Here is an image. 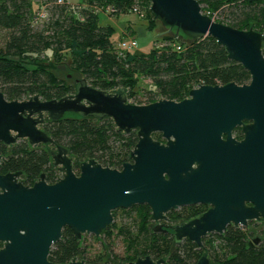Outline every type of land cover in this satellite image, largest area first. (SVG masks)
Listing matches in <instances>:
<instances>
[{
    "label": "water",
    "instance_id": "1",
    "mask_svg": "<svg viewBox=\"0 0 264 264\" xmlns=\"http://www.w3.org/2000/svg\"><path fill=\"white\" fill-rule=\"evenodd\" d=\"M149 1L148 13L162 26L187 38L213 37L228 59L248 71L249 81L199 84L181 100L158 98L137 104L129 102L126 89H97L66 68L58 71L74 82V92L58 99L43 100L33 94L7 100L0 91V142L10 146L25 139L30 146L51 147V164L60 173L53 183L40 173L31 185L22 183L19 170L0 173V264H85L76 257L66 263L48 260L62 228H70L79 240L84 233L99 238L112 223V210L138 204L150 208L153 231L170 232L175 244L188 239L202 248L204 236L222 234L227 224L248 226L254 243L261 239L248 222L264 221V34L215 21L202 12L197 0ZM66 114L110 118L123 134L136 131L130 160L111 168L89 158L80 161L75 172L68 149L54 144L42 129L46 121ZM238 124H243L241 141L229 135L225 142L219 139L221 131L229 132ZM154 132H161L166 142L153 139ZM194 161L214 163L218 168L221 176L211 177L218 184L217 191L191 190L179 183L178 176L197 171L191 168ZM197 202L213 206L178 223L166 216L171 209ZM104 247L102 260H113ZM113 261L168 264L148 255ZM195 264L213 263L204 252Z\"/></svg>",
    "mask_w": 264,
    "mask_h": 264
},
{
    "label": "trees",
    "instance_id": "2",
    "mask_svg": "<svg viewBox=\"0 0 264 264\" xmlns=\"http://www.w3.org/2000/svg\"><path fill=\"white\" fill-rule=\"evenodd\" d=\"M82 1L88 5L75 10L67 4H53L45 25L36 28L31 24V0H0V29L8 31L6 41L0 47V91L7 100H20L33 94L49 100L73 93L74 82L69 83L53 72L56 65L62 63L97 89H126L127 99L137 104L158 98L181 100L199 83L243 84L250 79L248 71L240 63L228 59L225 49L213 37L192 39L172 32L173 29L162 26L150 16L148 3L144 19L149 30L160 28L153 41L160 43L152 44L147 53L118 50L111 39L112 30L100 25L98 12L90 5L112 4L118 12H126L132 0ZM197 1L204 14L215 18L218 13L224 18H215V21L237 29L253 28L264 34V0ZM177 44L182 46V51L175 49ZM46 50L51 54H46ZM262 54L264 56V45ZM142 76L151 79L144 102L136 98ZM42 129L51 136L54 144L68 149L75 172L77 164L89 158L103 166L120 168L130 160L129 153L137 141L136 131L123 134L110 118L97 120L66 114L57 121H46ZM51 149L43 144L30 146L25 139L10 146L0 142V173L19 170L22 172L19 178L25 185H31L40 173H44L46 181L53 183L60 174L51 164ZM119 209L127 215L134 213L135 229L112 222L102 231L106 238L116 231L125 241L126 253L119 261H133L148 255L153 260L162 258L168 264H195L203 251L208 250L206 253L213 264H264V224L260 229L262 242L258 245L247 242L245 228L228 226L222 234L204 236L203 247L198 248L188 239L175 244L170 232L153 231L150 208L146 204L114 209L113 220ZM167 215L177 222L194 214L181 208L170 210ZM215 240L220 244L219 252L214 249ZM73 257L85 264L95 263L82 250L81 239L65 226L60 239L52 244L48 260L66 263Z\"/></svg>",
    "mask_w": 264,
    "mask_h": 264
},
{
    "label": "rangeland",
    "instance_id": "3",
    "mask_svg": "<svg viewBox=\"0 0 264 264\" xmlns=\"http://www.w3.org/2000/svg\"><path fill=\"white\" fill-rule=\"evenodd\" d=\"M138 3L141 7L143 6L144 8L146 7L147 3L149 6L150 1L149 0H132V4L134 3ZM75 5V4H74ZM35 7L34 4H32V11H35ZM50 10V8H49ZM204 13V12H203ZM216 19L218 20H224V18L222 17L221 14L215 13L214 16ZM215 18H213L215 20ZM45 25V23L43 22L42 24H38L35 27L36 28H42ZM163 29V27H162ZM160 30V28L154 29L152 31L148 32V35L146 37H139L138 38V45H137V51L141 52V53H147L149 51V49L151 48L152 44L155 46L156 44L160 43V42H153L155 37L157 36V32ZM164 30V29H163ZM172 32L178 33L176 30L173 29ZM180 33V32H179ZM178 33V34H179ZM7 34L8 31L5 29H0V47H2L6 41L7 38ZM180 35V34H179ZM111 39L113 41H118V37L117 36H112ZM117 45V44H116ZM46 54L50 55L51 52L49 50L45 51ZM70 69L68 67L67 64H58L56 65V67L54 68L53 72L61 79L68 81L58 70L59 69ZM71 70V69H70ZM69 82V81H68ZM151 87V79L147 76H142L139 80L138 83V93H137V100L140 102H144L145 98L144 96L147 94L148 89H150ZM129 100V99H128ZM129 102H131L129 100ZM143 104V103H141ZM134 131V130H133ZM60 174V173H59ZM60 176V175H59ZM133 220H134V213L131 212V214H126L124 212H122L121 209L117 210L116 212V217L114 218V220H112V222L116 223L117 225H121V224H126L128 226L131 227L132 230L135 229L134 224H133ZM150 224H154V222H150ZM252 230L261 236L260 234V229L263 225H249ZM241 228H245L247 230L248 236H247V242H249V244L251 245H258L260 244L262 241L261 239L258 241V243H254L252 237L254 236V234L252 233V231L250 230V228L247 227H241ZM209 233L206 235V237H210ZM99 238H97L96 236H94L93 234L90 233H84L82 235L81 238V248L84 251V253L87 255V257H89L90 259H92V261H94L95 263L101 262V264H103L104 261L106 260H102L103 257H106V250L104 245L107 248V252L109 253V257L115 261H118L125 255V241L123 240L122 236L117 234L116 231L113 232L112 236L109 238H106L103 233L101 232L100 235L98 236ZM104 243V244H103ZM214 249L219 252L221 251V247L220 244L217 240L214 241ZM210 251H212V249H210ZM204 252H208V250H204ZM113 256H116L115 258ZM100 260V261H98ZM113 260H107V261H111L114 262Z\"/></svg>",
    "mask_w": 264,
    "mask_h": 264
},
{
    "label": "flooded vegetation",
    "instance_id": "4",
    "mask_svg": "<svg viewBox=\"0 0 264 264\" xmlns=\"http://www.w3.org/2000/svg\"><path fill=\"white\" fill-rule=\"evenodd\" d=\"M228 135L230 136V139L234 140L235 142L241 141L243 139V137H244L243 124H238V125L234 126L233 128H231V130L229 132L221 131L218 134L219 139L222 142H225L227 140V136ZM208 137H209V134H207V139H208ZM152 138L157 140V141H159L160 143H165L166 142V139L162 136L161 132L152 133ZM206 144H207V146L211 145L207 140H206ZM191 168L193 170H197V171L189 173V174H185L183 176H178V177H180L179 180H178L179 183H182L185 188H188V189H191V190L204 189L206 192L211 190V188L212 189L214 188L213 190H215V191L218 190L217 189V185L218 184L215 181L211 180V177L215 178L217 176H221V174H219L217 172L218 168L216 166H214V163L213 164H208L207 161H206L203 164L201 162L194 161L192 163V165H191ZM201 171H204V173H201ZM58 177H60V176H58ZM45 181H46V179H45ZM212 206L213 205L210 204V203L208 204V203H204V202H197V203L189 204V205L188 204L187 205H181V206L177 207V209L186 208V210L192 211L193 214H194L193 216L190 217V218H192V217H195L197 215L202 214L203 212L207 211ZM177 209H171V210H177ZM167 213H166V216H167V218H169ZM186 220H188V219H186ZM186 220H180V221H177V222H173L171 220V223H178V222H182V221H186ZM252 224L253 225H263L264 221L263 222H258V221H253L252 220V221L248 222V225H252ZM228 226H234V225L233 224H227L226 228ZM234 227H242V226H234Z\"/></svg>",
    "mask_w": 264,
    "mask_h": 264
},
{
    "label": "crops",
    "instance_id": "5",
    "mask_svg": "<svg viewBox=\"0 0 264 264\" xmlns=\"http://www.w3.org/2000/svg\"><path fill=\"white\" fill-rule=\"evenodd\" d=\"M32 4H34V7L36 8L38 3L41 0H31ZM70 4L75 5H81V6H87L88 4L86 2H83L82 0H66ZM99 16V23L102 26H107L112 30V36H117L118 41L115 42V45L118 44L119 40L122 38L127 37H133L135 38L137 45H138V38L139 37H146L148 35L149 30L147 28V23L144 18H139L136 14L132 12H118L116 14H108L103 11L98 12ZM117 46V45H116ZM136 52L141 53L137 51V46L134 49Z\"/></svg>",
    "mask_w": 264,
    "mask_h": 264
},
{
    "label": "built area",
    "instance_id": "6",
    "mask_svg": "<svg viewBox=\"0 0 264 264\" xmlns=\"http://www.w3.org/2000/svg\"><path fill=\"white\" fill-rule=\"evenodd\" d=\"M53 4H67L69 5V7L73 10L81 7V5H73L70 4L69 2H67L66 0H41L35 11L32 14L31 17V24L36 26L38 24H42L43 22H45L48 19L49 16V8H51V6ZM92 8H94L95 11L99 12V11H103L106 12L108 14H116L117 8L112 5V4H107L105 6H94V5H90ZM83 7V6H82ZM128 12H132L134 14H136L139 18H144L145 16V8L142 6H140L138 3H134L132 4L128 10ZM213 18V16H212ZM137 46V42L135 40V38L133 37H127V38H122L121 40H119L116 48L118 50H134ZM175 49L178 51H182L183 48L181 45L177 44L174 45ZM202 84V83H199ZM199 84L194 85L192 88L197 87ZM187 97V96H186Z\"/></svg>",
    "mask_w": 264,
    "mask_h": 264
}]
</instances>
